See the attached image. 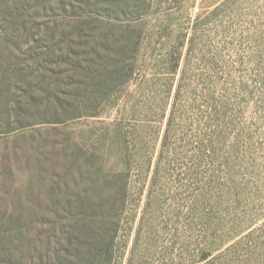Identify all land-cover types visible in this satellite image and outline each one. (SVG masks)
Segmentation results:
<instances>
[{
	"label": "rangeland",
	"instance_id": "obj_1",
	"mask_svg": "<svg viewBox=\"0 0 264 264\" xmlns=\"http://www.w3.org/2000/svg\"><path fill=\"white\" fill-rule=\"evenodd\" d=\"M3 8L0 264H264V0Z\"/></svg>",
	"mask_w": 264,
	"mask_h": 264
},
{
	"label": "trees",
	"instance_id": "obj_2",
	"mask_svg": "<svg viewBox=\"0 0 264 264\" xmlns=\"http://www.w3.org/2000/svg\"><path fill=\"white\" fill-rule=\"evenodd\" d=\"M2 5L3 6L6 5V0H0V17H3V19H5L9 14H12V16L15 18H18V16H20V14H15V13H18L17 11H15L14 13H11V12H9L8 9L5 10ZM81 34H82L81 30H79V29L70 31L67 34L63 33V39L59 43V46L61 44L66 45L67 52L65 53V55L70 56L73 60L77 59L78 55L73 50L77 49L79 47V48L89 49V51H90L89 55L93 56L94 58H98V60H100V61H102L103 59L107 60L106 57L109 56V54L106 53L108 55H106V57L105 56L102 57V55L100 54V52L98 50L99 45H101L100 43L103 41L102 39H101V41H99L100 40L99 34L93 33V34H91L89 36H85V37H83ZM82 43H84L85 45L83 46ZM56 50L60 51L59 48H57V49L53 48L52 50H50V53H54ZM102 51L103 50H101V52ZM85 56L87 57L88 55L86 54ZM72 59L69 60V63L72 61ZM75 66L78 68V70L87 71L88 75H95V73L102 71V69H100V68H98L100 70H94L90 67H84L83 65H80L77 63L75 64ZM114 66H115V64L112 62L109 69L113 68ZM122 67H123V65H122ZM116 68L110 72L111 77L121 73L122 68H120V67H116ZM0 69H1V65H0ZM95 86L97 87L100 85H99V83H96ZM113 186H116V185L114 184ZM119 187H117V188L119 189ZM116 192L118 193V191H116ZM123 192H125V191L123 190ZM121 194H122V190H121ZM121 194H120V198L122 197ZM112 199H113V196L110 200L108 199V203H111ZM121 201H122V199H121ZM110 205L111 204H107L109 210L110 209L113 210V208ZM108 214H111V211ZM108 214L106 213V216H110ZM106 235L107 236H106L105 240L108 237V232H106ZM70 240L71 239H68L69 242H72V240L71 241ZM105 240H104V242L102 241V243H101L100 238H98V239H95V241H93L92 243H87L86 245L90 249L86 252V254H83V257L86 256L88 258L89 262L81 259L83 261V263L79 262V264H109L110 252H108V250L104 251V249H103ZM53 247H54L53 243H50V241L47 239V242H46L45 248H44L45 252L40 253L39 258H38L39 261L42 262L41 264H53V261L49 257V254L52 255L54 258L56 256V251H55V248H53ZM54 258H53V260H54ZM64 260H67V258H64ZM99 260H101L102 263ZM84 261H85V263H84Z\"/></svg>",
	"mask_w": 264,
	"mask_h": 264
}]
</instances>
